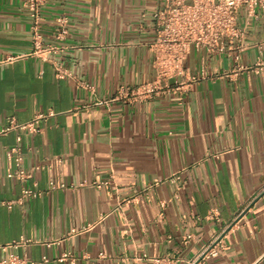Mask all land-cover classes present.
<instances>
[{
    "label": "crops",
    "instance_id": "1",
    "mask_svg": "<svg viewBox=\"0 0 264 264\" xmlns=\"http://www.w3.org/2000/svg\"><path fill=\"white\" fill-rule=\"evenodd\" d=\"M24 2L0 0V128L47 116L39 131L1 140L0 264L12 255L70 264L59 260L67 251L75 264H151L143 254L264 264V70L226 77L238 52L193 47L179 81L202 65L208 78L93 105L156 78L161 0H48L38 31L44 46L59 47L48 57L36 52ZM62 15L68 32L58 39ZM238 22L248 42L240 63L254 65L264 57V6L252 16L241 8ZM19 134L22 166H40L24 183L6 177L14 167L6 148ZM23 187L42 195L19 202Z\"/></svg>",
    "mask_w": 264,
    "mask_h": 264
},
{
    "label": "built area",
    "instance_id": "2",
    "mask_svg": "<svg viewBox=\"0 0 264 264\" xmlns=\"http://www.w3.org/2000/svg\"><path fill=\"white\" fill-rule=\"evenodd\" d=\"M48 0H25V6L30 11V17L33 20L31 29L34 32V45L36 52L41 57H48L52 51L59 47L48 44L44 46L41 40V34L38 31L39 22L43 19L41 8ZM264 6V0H161L159 8L153 13L156 25V38L152 44L155 52L154 66L156 68V78L153 81H147L133 89L129 86L121 87L118 94L113 99L96 100L93 105L108 104L113 100H121L131 97L139 98L158 94L162 90L167 92H178L185 86H190L195 82L209 77L206 65H202L200 70L194 74H189L185 82L179 81V78L186 76V59L192 48H204L208 52H238L234 56V66L232 70L225 73L226 77H233L240 72L260 73L264 70V57L260 56L254 65H243L240 63L241 54L248 47L247 31L241 27L238 22V15L241 8L245 7L249 16L255 15L256 6ZM57 38L64 39L68 29V17L59 16L56 19ZM12 58H9L11 60ZM58 78L65 77L68 72L57 63ZM84 88L95 91L92 84L83 83ZM49 112L48 115H52ZM47 114H37L32 120L18 122L11 118L9 124L0 128V146L1 140L11 130H21L28 132L39 131L37 124ZM22 136H17V144L6 148L8 160L14 163V167L6 173V177L15 178L21 183L33 178L34 173L40 166H34L30 170L22 166L23 153L20 142ZM181 179L180 174L171 177V181L177 182ZM83 185V184H82ZM102 185V184H101ZM99 185V186H101ZM67 185L62 182L50 181V189L66 188ZM73 187V186H72ZM42 192L34 188L23 187L21 198H37ZM165 206V202H161ZM192 235L188 234L186 241ZM142 258L150 260L151 264H176L179 259L170 255L148 256L143 254ZM199 259V258H197ZM197 259H193L190 264ZM60 261H69L75 264L76 257L69 251L64 252ZM50 261L47 255L43 256L41 261H32L31 264H48ZM18 256L12 255L10 259L3 260L1 264H21Z\"/></svg>",
    "mask_w": 264,
    "mask_h": 264
}]
</instances>
